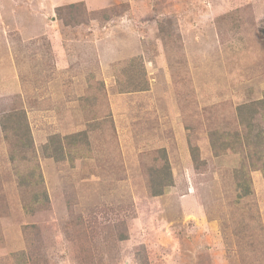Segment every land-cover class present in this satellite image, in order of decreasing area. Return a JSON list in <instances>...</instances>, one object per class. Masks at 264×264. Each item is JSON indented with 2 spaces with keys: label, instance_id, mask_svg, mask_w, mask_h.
Listing matches in <instances>:
<instances>
[{
  "label": "rangeland",
  "instance_id": "1",
  "mask_svg": "<svg viewBox=\"0 0 264 264\" xmlns=\"http://www.w3.org/2000/svg\"><path fill=\"white\" fill-rule=\"evenodd\" d=\"M263 98L264 0H0V264H264L259 165L210 146Z\"/></svg>",
  "mask_w": 264,
  "mask_h": 264
},
{
  "label": "trees",
  "instance_id": "2",
  "mask_svg": "<svg viewBox=\"0 0 264 264\" xmlns=\"http://www.w3.org/2000/svg\"><path fill=\"white\" fill-rule=\"evenodd\" d=\"M73 6L74 4L70 5V7ZM132 59L137 60L136 57ZM132 68L133 66H131L130 69ZM128 81L129 78L126 80V82ZM121 87L118 88L119 93L143 91L148 88L147 85L139 88L138 85L135 88L125 87V89H122ZM261 103L262 105L259 107ZM236 111L237 129L213 131L211 133L212 139L210 141V146L215 155L227 151L240 153L242 162L239 168L233 170V179L235 181V188L239 192L238 195L246 196L251 193V183L249 175L245 174L246 171L244 170V167L247 166L248 169H250V167H254V164L249 167V158L257 161L255 162V165L258 163V170H260L264 176V98L261 101L249 102L239 105L237 106ZM22 114L24 113L21 112L17 115L22 116ZM24 121L25 123L18 121L17 125L15 124V127L17 129L16 134L19 137V142L23 148L26 149L31 142V132L27 121L25 119ZM1 128H6L4 123H1ZM75 138L82 139L83 143L87 147H89L91 144L88 133L85 130L76 131L74 134L71 133L63 137H61L59 134H56L54 135L53 139H50L49 142L45 144L44 156L51 157L54 160L59 161L63 158L62 153L64 147L62 146V141L68 139L73 140ZM160 151L162 153V158L165 161V166L162 168H151L152 175L150 176V183L148 185V192L151 197L160 196L163 193L164 188L166 186L172 185L173 183L171 180V173L168 166L166 152L164 149ZM190 154L192 160L196 163L197 156L193 147L190 148ZM22 182L23 181H20L18 184H21ZM107 227L111 231H114L119 227V224H107ZM126 231L127 227H125L122 232L116 235V239L123 241ZM22 260L25 262L24 253H22ZM141 264L147 263L143 262Z\"/></svg>",
  "mask_w": 264,
  "mask_h": 264
},
{
  "label": "crops",
  "instance_id": "3",
  "mask_svg": "<svg viewBox=\"0 0 264 264\" xmlns=\"http://www.w3.org/2000/svg\"><path fill=\"white\" fill-rule=\"evenodd\" d=\"M86 5V4H85ZM89 9V8H88Z\"/></svg>",
  "mask_w": 264,
  "mask_h": 264
}]
</instances>
